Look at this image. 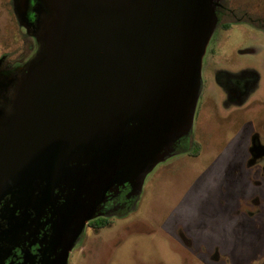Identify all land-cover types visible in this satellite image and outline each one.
<instances>
[{
  "label": "water",
  "instance_id": "95a60500",
  "mask_svg": "<svg viewBox=\"0 0 264 264\" xmlns=\"http://www.w3.org/2000/svg\"><path fill=\"white\" fill-rule=\"evenodd\" d=\"M221 1L36 0L34 24L30 0H12L39 47L0 123V202L59 187L62 220L82 205L84 223L114 186L140 190L192 128Z\"/></svg>",
  "mask_w": 264,
  "mask_h": 264
},
{
  "label": "rangeland",
  "instance_id": "374dc122",
  "mask_svg": "<svg viewBox=\"0 0 264 264\" xmlns=\"http://www.w3.org/2000/svg\"><path fill=\"white\" fill-rule=\"evenodd\" d=\"M221 2L233 8L236 17L252 19L239 20L227 13L213 31L203 59L209 69L202 68L201 82L206 85V95H216L214 101L207 98L206 108L197 102L192 124L194 137L202 142V152L197 157L182 153L158 162L143 181L138 204L140 213L154 225L163 224L167 218L174 232L180 225L201 251L218 249L220 261L228 257L226 264H258L264 256V208L259 213L250 205V196L258 187L264 193V160L252 158L246 141L250 136L236 123L234 114L244 106L257 108L262 103L252 95L243 106L224 104L225 95L216 85L214 73L218 68L234 70L248 65L259 74V91L264 92V30L257 22L264 21V0ZM32 42L18 23L12 0H0V55L26 60L36 52ZM253 181L262 184L256 186ZM154 243V253L148 248L135 261L118 258L102 262L75 256L76 264L181 262V255L165 241L158 238ZM189 262L200 264L194 259Z\"/></svg>",
  "mask_w": 264,
  "mask_h": 264
},
{
  "label": "flooded vegetation",
  "instance_id": "af4514ba",
  "mask_svg": "<svg viewBox=\"0 0 264 264\" xmlns=\"http://www.w3.org/2000/svg\"><path fill=\"white\" fill-rule=\"evenodd\" d=\"M35 3L36 0H30L28 11L34 24L38 18L34 10ZM219 7L222 15L231 13L236 17L234 9L225 3ZM245 17L252 19L246 15L236 19L243 20ZM257 22L260 23L258 27L264 30V21ZM32 40L33 48L37 50L39 45L33 37ZM30 58L10 60L8 54L0 55V123L6 122L13 111L19 78ZM205 69L208 71V66ZM214 79L216 85L223 90L221 93L225 95L224 104L229 102L237 107L243 106L252 95H257V102L262 103V107L257 108L244 106L234 114V120L250 136L246 141L250 143L252 158L264 160V92L259 91V74L252 67L245 65L234 70L218 68L215 70ZM206 93V85L202 80L198 101L200 108L207 107L208 97H212L213 101L215 99V92L210 96V93ZM202 147V142L194 137L191 128L188 134L174 143L171 156L187 153L197 157L201 154ZM253 182L256 186L262 184L261 181ZM37 186H41V183ZM258 189L251 194L250 205L256 207L260 213L264 208V193ZM38 193L37 190L35 194ZM53 194L51 200L49 198L39 204L28 205L14 204L13 194H5L0 202V264H59L67 249L69 252L65 264H76L75 256L97 258L102 262L118 258L123 261L133 258L135 261L141 254H145L148 248L149 253H154L153 245L158 238L165 241L172 251L181 255L179 264H190L191 259L200 264H226L230 261L228 257L220 261L221 253L218 249L201 251L180 225L174 232L167 218L163 224L154 225L147 215L140 213L138 203L141 199V189L133 190L130 182L108 190L91 212V218L84 223L83 219L87 217V213L81 208L82 205H76L69 220H62L63 204L68 191L57 187ZM52 200L56 203L49 202ZM190 255L192 257H189ZM261 259L258 264H264V256Z\"/></svg>",
  "mask_w": 264,
  "mask_h": 264
},
{
  "label": "trees",
  "instance_id": "16d2710c",
  "mask_svg": "<svg viewBox=\"0 0 264 264\" xmlns=\"http://www.w3.org/2000/svg\"><path fill=\"white\" fill-rule=\"evenodd\" d=\"M217 14H218V17H219V22H218V25H219V24L221 23V17H222V13H221V9H220V7H218V9H217ZM218 25H217V26H218ZM181 150H184V151H185L186 148H185V149H184V148H183V149L181 148ZM197 150H198V148H197ZM197 152H198V151H197Z\"/></svg>",
  "mask_w": 264,
  "mask_h": 264
}]
</instances>
